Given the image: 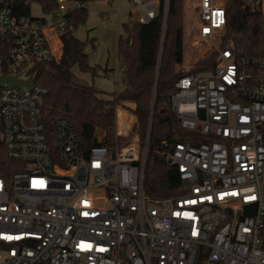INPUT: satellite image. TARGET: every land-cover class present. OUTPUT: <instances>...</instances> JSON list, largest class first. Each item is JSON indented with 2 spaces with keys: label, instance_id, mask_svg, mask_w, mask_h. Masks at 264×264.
Returning a JSON list of instances; mask_svg holds the SVG:
<instances>
[{
  "label": "built area",
  "instance_id": "1",
  "mask_svg": "<svg viewBox=\"0 0 264 264\" xmlns=\"http://www.w3.org/2000/svg\"><path fill=\"white\" fill-rule=\"evenodd\" d=\"M112 1L53 0L47 11L45 0H0V76L60 62L70 16ZM128 1L118 23L161 16L163 37L171 0ZM230 1L193 0L195 45L222 40ZM243 8L264 18V0H244ZM216 52L214 70L175 84L171 110L192 136L164 154L184 185L166 199L144 188L151 119L144 143L136 133L114 151L84 152L63 119L51 140L48 89L37 79L0 88V141L20 165L10 178L0 174V264H264V62L239 57L232 43Z\"/></svg>",
  "mask_w": 264,
  "mask_h": 264
},
{
  "label": "trees",
  "instance_id": "2",
  "mask_svg": "<svg viewBox=\"0 0 264 264\" xmlns=\"http://www.w3.org/2000/svg\"><path fill=\"white\" fill-rule=\"evenodd\" d=\"M244 0H231L227 8V23L222 34V46L232 43L239 57L252 62H264V18L261 12L253 13L243 8ZM22 14H30L29 5H20ZM55 7L53 0H45V9ZM184 0H171L165 38L162 44V18L158 16L150 24L128 22L127 43L118 40V59L123 66V92L103 99L93 86L78 80L73 72L97 74L98 67L90 66L86 53L87 42L74 36L73 30L86 21L88 11L80 10L70 16V31L63 38L64 52L60 62L39 64L37 84L48 89L43 109V121L52 139L56 136V123L65 120L79 137L82 151L97 145L114 151L128 139L116 134V109L125 102L135 106L131 110L136 118L133 135L138 134L145 142L150 119L152 120L144 188L147 196L154 199L176 197L184 192L178 171L169 166L162 154L172 150L178 143L177 136L190 138L181 130L179 121L171 110V97L176 82L189 74L212 71L217 64V52L197 62L186 72L177 69L184 60ZM133 118L120 111L118 130L124 134ZM104 133L99 140L98 133ZM203 140V139H202ZM166 142L167 146L162 143ZM166 148V149H165ZM19 163L9 160L0 141V174L10 178L18 170Z\"/></svg>",
  "mask_w": 264,
  "mask_h": 264
},
{
  "label": "rangeland",
  "instance_id": "3",
  "mask_svg": "<svg viewBox=\"0 0 264 264\" xmlns=\"http://www.w3.org/2000/svg\"><path fill=\"white\" fill-rule=\"evenodd\" d=\"M192 3L193 0H184V60L177 67L178 70L183 72L191 70L197 62L206 58L211 53L216 52V48L222 45V40H217L214 45L194 44L198 20L193 12ZM87 9L88 15L86 21L79 24L73 30V34L79 40L87 42L86 53L89 56V64L92 67L97 66L98 71L96 75H93L91 72H82L78 67H74L72 70L80 82L93 86L98 90L101 98L111 99L112 94L121 93L125 88L120 71L121 64L118 59V40L120 36L126 40L128 35L126 34L124 26L130 21H128V17H125L121 24H119L118 18L120 13L131 10L132 4L128 0H114L111 3L91 2L88 4ZM32 12L35 17H41L43 15L38 5L33 6ZM164 38L165 34L162 37V44ZM118 107L120 111L128 115H133L131 111L133 107L128 102ZM118 115L117 112L116 134L128 139L123 144L125 146L132 140H135L136 136L133 139V133L125 135L126 132L124 134L119 132ZM133 117L136 125L137 120L134 115ZM132 123L129 127H131ZM98 135L99 140H102L104 133L99 132ZM177 139L182 140L185 137L178 135ZM140 142L142 143L141 139ZM162 144L167 146L166 142ZM166 151L167 149L162 154H165Z\"/></svg>",
  "mask_w": 264,
  "mask_h": 264
},
{
  "label": "water",
  "instance_id": "4",
  "mask_svg": "<svg viewBox=\"0 0 264 264\" xmlns=\"http://www.w3.org/2000/svg\"><path fill=\"white\" fill-rule=\"evenodd\" d=\"M126 42H130V36L128 35L126 38ZM27 70L24 72H21L18 75L14 76H0V88H8V87H17L20 89L23 88H29L31 85H33L37 79V73L27 76L26 75Z\"/></svg>",
  "mask_w": 264,
  "mask_h": 264
},
{
  "label": "crops",
  "instance_id": "5",
  "mask_svg": "<svg viewBox=\"0 0 264 264\" xmlns=\"http://www.w3.org/2000/svg\"><path fill=\"white\" fill-rule=\"evenodd\" d=\"M120 37H121V36H120ZM94 43H95V42H94ZM94 43H93V45H94ZM128 103H129L130 105H132V107L134 108L135 105H134L133 103H131V102H128ZM119 111H120V109H118V114H119ZM130 116H131V114H130ZM131 117L134 118L133 115H132Z\"/></svg>",
  "mask_w": 264,
  "mask_h": 264
}]
</instances>
